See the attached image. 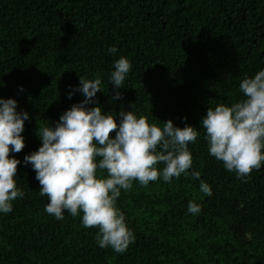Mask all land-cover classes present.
Returning a JSON list of instances; mask_svg holds the SVG:
<instances>
[{
    "label": "trees",
    "instance_id": "trees-1",
    "mask_svg": "<svg viewBox=\"0 0 264 264\" xmlns=\"http://www.w3.org/2000/svg\"><path fill=\"white\" fill-rule=\"evenodd\" d=\"M121 56L132 68L113 100L110 73ZM260 70L264 0H0V97L29 113L25 147L10 152L25 195L0 212V264H264V164L246 177L226 170L209 154L201 123L209 107L243 99L239 84ZM80 75L102 78L88 107L98 104L117 121L121 110L133 111L200 132L188 145V171H200L199 179L182 174L121 189L117 207L135 236L123 253L100 247L99 229L84 227L82 212L47 214L48 198L24 163L42 145L38 128L54 127L85 99L74 91ZM201 180L211 196L200 192ZM189 201L201 211L189 213Z\"/></svg>",
    "mask_w": 264,
    "mask_h": 264
},
{
    "label": "clouds",
    "instance_id": "clouds-1",
    "mask_svg": "<svg viewBox=\"0 0 264 264\" xmlns=\"http://www.w3.org/2000/svg\"><path fill=\"white\" fill-rule=\"evenodd\" d=\"M108 51L115 54L117 48ZM131 68L124 56L114 62L110 81L117 91L113 100L121 98L118 89L124 87ZM101 85L99 75L94 79L80 75V85L74 91H80L85 99L65 111L54 127L38 128L42 145L27 155L24 163H31L40 195L48 198L47 214L63 219L64 212L73 217L82 212V225L99 229L97 244L123 253L135 236L117 207L121 189L130 190L134 181L147 186L161 177L171 182L182 174L199 179L200 171H188L193 165L188 145L197 141L200 132L190 125L174 126L171 119L161 127L133 111L121 110L117 121L116 115L105 113L98 104L88 107L103 90ZM239 90L243 99L230 106L209 107L201 123L209 154L222 161L226 170L246 177L264 164V70L254 77L245 76ZM28 118L27 111H17L14 98L0 97V212L5 214L13 210V201L25 195L17 187L20 161L10 152L19 153L25 147L22 132ZM98 171L106 175H98ZM199 190L206 196L212 194L202 180ZM187 211L195 215L201 206L189 201Z\"/></svg>",
    "mask_w": 264,
    "mask_h": 264
}]
</instances>
